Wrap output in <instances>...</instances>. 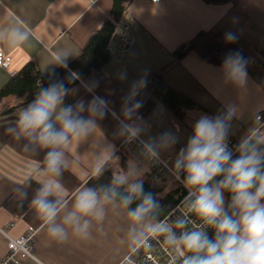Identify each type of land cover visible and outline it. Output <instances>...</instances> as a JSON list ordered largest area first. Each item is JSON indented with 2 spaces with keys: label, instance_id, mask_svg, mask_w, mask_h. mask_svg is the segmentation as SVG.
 Wrapping results in <instances>:
<instances>
[{
  "label": "crops",
  "instance_id": "1",
  "mask_svg": "<svg viewBox=\"0 0 264 264\" xmlns=\"http://www.w3.org/2000/svg\"><path fill=\"white\" fill-rule=\"evenodd\" d=\"M111 7L112 0H0V30L18 26L29 32V40L15 47L0 40L3 51L11 58L10 67L0 69V90L28 62H35L41 73L47 75L59 68L52 65V57L66 50L70 52L69 65L108 17ZM230 8V3L208 5L201 0H134L121 23L129 25L133 43L123 46L119 39L121 24L118 25L109 45L112 54L109 62L101 73L91 74L70 88L65 103L74 104L80 99L88 102L95 94L107 99L110 107L120 114L122 98L133 81L144 77L148 82L152 75L163 72L171 89L208 110L210 116L224 111L226 105L234 106L237 117L231 121L229 132L239 142L255 126L256 115L264 114V0L249 3L247 19L230 15ZM215 25L224 34L234 33L247 54V82L243 87L225 82L221 66L206 63L193 52L179 64L172 63V54L180 44ZM125 73L127 78L121 79ZM95 81L98 87L88 92L83 85ZM146 87L137 99L147 97L155 105L146 115L139 110L138 115L149 128L142 139L167 130L177 135L179 142L160 153V159L171 169L177 152L192 132V124L201 114L188 111L187 120H179L148 94ZM16 102L12 98L5 100L7 106H15ZM26 106L19 105L0 117V259L7 254V238L1 230L17 239L28 227H33L37 231L33 245L35 260L28 259L22 264H120L139 245L131 239L127 212L121 208L108 207L103 223L93 224L92 239L70 238L67 243L58 244L48 238L32 207L19 218L4 207V202L26 181L38 184L36 170L43 167L44 152L34 151V146L25 148L27 141L17 139L13 131L18 114ZM97 124L87 138L73 142L66 150L69 166L59 177L60 217L71 209L79 191L87 187L98 158L109 144L115 146V155L106 163L113 174L126 171L128 162L135 161L146 169L143 181L157 186L160 195L175 190L179 201L186 196L172 173L160 184L152 182L149 165L139 149L125 145V138L115 135L119 122L111 115L98 119Z\"/></svg>",
  "mask_w": 264,
  "mask_h": 264
},
{
  "label": "clouds",
  "instance_id": "2",
  "mask_svg": "<svg viewBox=\"0 0 264 264\" xmlns=\"http://www.w3.org/2000/svg\"><path fill=\"white\" fill-rule=\"evenodd\" d=\"M236 39L234 33H225L226 43ZM0 40L15 47L29 40V32L11 26L0 30ZM69 56L70 52L62 50L52 57L51 63L68 70L74 82L76 74L68 69ZM247 64L240 52L228 53L221 65L225 82L243 87ZM126 78V73L121 75V79ZM83 86L91 93L98 81ZM146 86L144 77L133 81L117 114L107 99L95 94L88 102L80 99L74 104L65 103L72 90L57 80L47 87L40 86L33 100L18 114L13 130L16 138L27 141L25 148L34 146V151L44 152L43 167L36 170L40 186L31 207L43 222L48 238L58 244L67 243L70 238L90 240L93 224L101 225L112 206L127 212L133 241L144 247L149 233L163 236L164 242L178 252L179 264H264V122L256 121L233 150L228 140L237 110L231 105L215 116L201 114L195 120L186 144L169 169L187 190L182 202L186 212L175 221L176 228L182 230L179 233L157 219L159 201L152 192L145 191L141 177L146 169L135 161L128 162L126 171L113 174L108 185L79 191L71 209L60 217L59 177L69 166L66 150L94 132L98 119L111 115L119 122L115 135L124 137L125 144L138 141L142 154L154 162L160 160L161 151L179 142L171 130L142 139L149 128L138 115L143 101L137 97ZM114 155L115 146L107 145L93 168L94 177L103 174L107 160ZM135 201L139 203L132 208ZM189 214H194L200 223L185 230ZM208 229L212 230L211 236ZM170 264H177V260L173 258Z\"/></svg>",
  "mask_w": 264,
  "mask_h": 264
},
{
  "label": "trees",
  "instance_id": "3",
  "mask_svg": "<svg viewBox=\"0 0 264 264\" xmlns=\"http://www.w3.org/2000/svg\"><path fill=\"white\" fill-rule=\"evenodd\" d=\"M134 0H112V7L108 17L101 23L90 36L81 54L68 65V69L76 74V79L72 82L69 78V71L57 68L53 72L43 75L35 62L26 63L19 72L13 75L12 79L0 90V117L7 115L19 105L30 103L40 86L47 87L50 83L61 80L70 89L91 74H99L103 67L111 59L110 42L113 38L117 26L123 21L127 14L129 5ZM208 5L231 4L229 14L238 18L247 19L246 8L252 0H201ZM240 52L245 59L247 54L237 41L234 43L225 42V34L220 30L219 25H215L208 31L198 32L191 40L180 44L172 54L173 65L179 64L189 53L197 54L203 61L213 66H221L224 57L231 52ZM147 93L160 101L176 118L187 120V112L197 114H208L209 111L195 103L186 95L171 89L164 79V73L152 75L147 82ZM15 99V106H7L6 99ZM143 107L140 109L142 115H146L153 107L154 103L147 97L142 99ZM236 142L229 132V140ZM113 173L109 164L105 165L103 174L99 177L92 176L87 182V187L99 188L111 182ZM179 182L184 194L187 190ZM39 185L32 180L26 181L4 202V207L14 218L23 216L31 207V200L35 195ZM145 191L152 192L160 204L157 219L161 220L177 203V191L168 192L165 196L160 195L161 190L151 184L144 182ZM121 191H123L121 189ZM227 199L228 194L225 193ZM135 201L131 207L134 208ZM181 229H176L179 233ZM212 235V230L208 231Z\"/></svg>",
  "mask_w": 264,
  "mask_h": 264
},
{
  "label": "built area",
  "instance_id": "4",
  "mask_svg": "<svg viewBox=\"0 0 264 264\" xmlns=\"http://www.w3.org/2000/svg\"><path fill=\"white\" fill-rule=\"evenodd\" d=\"M160 0H152V2H159ZM130 27L128 24L123 23L119 29V39L123 46L127 47L133 43L131 37ZM11 64V58L6 54L2 47L0 46V69H8ZM71 104V103H68ZM256 121L264 122V114L259 113L256 115ZM229 147L233 150L238 143L228 141ZM129 147H134L139 149L142 154L141 145L138 141H134L130 144H125ZM143 155V154H142ZM147 164L149 165L152 182L154 184L162 183L166 176L171 173L167 164L163 160L151 161L145 157ZM187 195V194H186ZM184 198H182L178 203L161 219L176 231L175 221L181 217L182 214L186 212L183 207ZM189 223L186 229L194 228L199 225V220L194 216V214H189L186 216ZM210 229H208L209 231ZM1 232L7 238V254L0 259V264H22L25 260L32 259L35 260L33 245L35 241V236L37 231L33 227H28L26 232L17 239H12L8 237L2 230ZM175 258L177 264H179V256L176 249L172 248L170 245L164 242V237L160 235L148 234V243L141 247L140 244L129 254L120 264H170V261Z\"/></svg>",
  "mask_w": 264,
  "mask_h": 264
}]
</instances>
